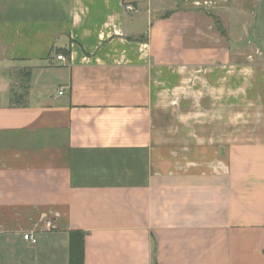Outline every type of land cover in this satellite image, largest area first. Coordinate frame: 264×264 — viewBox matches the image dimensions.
<instances>
[{"label":"crops","instance_id":"0c3cea01","mask_svg":"<svg viewBox=\"0 0 264 264\" xmlns=\"http://www.w3.org/2000/svg\"><path fill=\"white\" fill-rule=\"evenodd\" d=\"M0 264H264V0H0Z\"/></svg>","mask_w":264,"mask_h":264},{"label":"rangeland","instance_id":"374dc122","mask_svg":"<svg viewBox=\"0 0 264 264\" xmlns=\"http://www.w3.org/2000/svg\"><path fill=\"white\" fill-rule=\"evenodd\" d=\"M219 35H220V42H219V44L220 45H226V39H224V37H222V35L219 33ZM220 114H219V116H218V120H219V123H221L222 121L223 122H226V115H225V113H226V110L224 109V112H222V110H220V112H219ZM221 113H224L223 115H221ZM194 117H192L191 119H189V117L187 118V120L189 121V120H191L192 122L194 121L195 122V118L193 119ZM197 119H199L198 121H200V119H202L203 120V122L204 123H214V122H216L215 121V116L214 115H210V112L209 111H203V115L200 117H197ZM181 120V119H180Z\"/></svg>","mask_w":264,"mask_h":264},{"label":"built area","instance_id":"2783aa9c","mask_svg":"<svg viewBox=\"0 0 264 264\" xmlns=\"http://www.w3.org/2000/svg\"><path fill=\"white\" fill-rule=\"evenodd\" d=\"M127 10H134V7L132 5H126ZM58 60H64L66 57L63 54H58L57 55ZM62 93V92H61ZM46 226L48 229H53L55 227L54 222L52 220H47L46 221ZM24 239L28 241L30 244L35 245L38 242V237L34 235L33 233H25L24 234Z\"/></svg>","mask_w":264,"mask_h":264}]
</instances>
